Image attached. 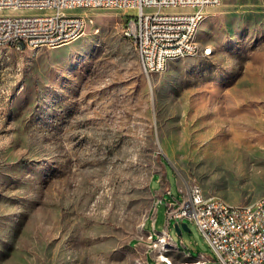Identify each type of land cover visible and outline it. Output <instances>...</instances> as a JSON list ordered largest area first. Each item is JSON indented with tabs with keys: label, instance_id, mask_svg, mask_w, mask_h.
I'll use <instances>...</instances> for the list:
<instances>
[{
	"label": "rangeland",
	"instance_id": "obj_1",
	"mask_svg": "<svg viewBox=\"0 0 264 264\" xmlns=\"http://www.w3.org/2000/svg\"><path fill=\"white\" fill-rule=\"evenodd\" d=\"M203 12L210 55L148 78L118 10L73 11L88 25L67 45L0 46V264H218L193 223L164 237L156 200L264 195V0Z\"/></svg>",
	"mask_w": 264,
	"mask_h": 264
},
{
	"label": "built area",
	"instance_id": "obj_2",
	"mask_svg": "<svg viewBox=\"0 0 264 264\" xmlns=\"http://www.w3.org/2000/svg\"><path fill=\"white\" fill-rule=\"evenodd\" d=\"M79 2L122 12V33L133 43L148 78L164 72L166 55L193 53L192 28L199 27L203 9L219 6L222 0H0V46L22 52L34 51V43L50 48L78 40L88 25L85 15L72 13L78 11ZM129 9H138V16L127 17ZM195 55L205 56V50ZM179 192L181 200L163 201L164 194L171 195L170 188H164L156 200L157 205L164 202L163 229L171 221H189L218 264H264V195L247 205H218L197 186ZM204 261L199 255L195 264Z\"/></svg>",
	"mask_w": 264,
	"mask_h": 264
},
{
	"label": "bare ground",
	"instance_id": "obj_3",
	"mask_svg": "<svg viewBox=\"0 0 264 264\" xmlns=\"http://www.w3.org/2000/svg\"><path fill=\"white\" fill-rule=\"evenodd\" d=\"M93 9H97L96 6H94V4H92L91 2H79L78 3V10H85V11H88V10H93ZM203 18L204 17H200V22H199V26L201 24V22L203 21ZM199 27H193L192 30H191V47H192V52L193 53H175L174 55H166L165 56V61H164V70L167 68V66L169 65V63L171 61H175V60H179V59H182V58H187V57H192V56H197L195 55V53H200L201 52V48H200V45L197 41V30H198ZM133 44V43H132ZM42 47H45V43H34V51L39 49V48H42ZM55 47H59V46H51L50 48H55ZM14 48V47H13ZM205 50V55H210V50L209 49H203ZM214 200L217 201L218 205H226L228 203H226L225 201L221 200V199H218V198H212ZM259 199H263V196L260 197ZM157 204V202H156ZM155 204V206H156ZM164 237L167 236L169 237L168 235V232L166 229H164V231L161 232ZM151 236V235H150ZM160 242L163 243V239L160 238ZM53 254L55 256V259H53L54 261L57 260L58 257H63L66 255V248H61V247H57L55 250H53ZM72 258H75V257H81V256H86V260H85V263L84 264H98L97 262V259H96V251L94 250H87V249H84V248H77L75 250H71L69 253H68ZM64 258V257H63ZM160 260L162 261H165V262H168L169 264H195V262H192V263H175V262H172L170 260V258L168 257H165V256H160Z\"/></svg>",
	"mask_w": 264,
	"mask_h": 264
},
{
	"label": "water",
	"instance_id": "obj_4",
	"mask_svg": "<svg viewBox=\"0 0 264 264\" xmlns=\"http://www.w3.org/2000/svg\"><path fill=\"white\" fill-rule=\"evenodd\" d=\"M21 47L24 48L23 45H21ZM173 228H174L175 232L177 233V235H181V233L183 231H185V232L189 231V228H188L186 223H180V224L175 223V224H173ZM164 264H169V263L164 261Z\"/></svg>",
	"mask_w": 264,
	"mask_h": 264
},
{
	"label": "crops",
	"instance_id": "obj_5",
	"mask_svg": "<svg viewBox=\"0 0 264 264\" xmlns=\"http://www.w3.org/2000/svg\"><path fill=\"white\" fill-rule=\"evenodd\" d=\"M138 62H139V60H138ZM139 64H140V63H139ZM140 71H141V73L143 74L142 69H141V66H140ZM256 81H257V80H256ZM171 223H173V221H171V222L169 223V225H170ZM164 224H165V218H164ZM174 224H175V223H174ZM162 231H164V229H162ZM147 233L151 234L150 232H147Z\"/></svg>",
	"mask_w": 264,
	"mask_h": 264
}]
</instances>
